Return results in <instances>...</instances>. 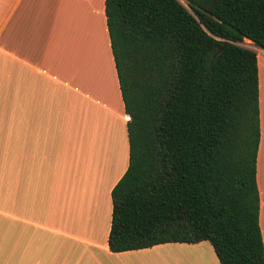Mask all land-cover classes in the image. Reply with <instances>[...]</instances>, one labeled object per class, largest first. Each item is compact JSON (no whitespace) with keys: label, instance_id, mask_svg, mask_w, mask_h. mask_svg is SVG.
I'll list each match as a JSON object with an SVG mask.
<instances>
[{"label":"trees","instance_id":"trees-1","mask_svg":"<svg viewBox=\"0 0 264 264\" xmlns=\"http://www.w3.org/2000/svg\"><path fill=\"white\" fill-rule=\"evenodd\" d=\"M104 0L126 122L110 191L111 253L207 242L264 264L255 159L264 0Z\"/></svg>","mask_w":264,"mask_h":264},{"label":"crops","instance_id":"crops-1","mask_svg":"<svg viewBox=\"0 0 264 264\" xmlns=\"http://www.w3.org/2000/svg\"><path fill=\"white\" fill-rule=\"evenodd\" d=\"M243 41L256 59L264 254V51ZM127 121L104 0H0V264H144L168 248L187 256L171 264H219L205 241L108 250Z\"/></svg>","mask_w":264,"mask_h":264},{"label":"rangeland","instance_id":"rangeland-1","mask_svg":"<svg viewBox=\"0 0 264 264\" xmlns=\"http://www.w3.org/2000/svg\"><path fill=\"white\" fill-rule=\"evenodd\" d=\"M241 45L245 47H249V43L245 41H243ZM185 253L186 252H182L178 250L176 251L175 249L170 250V248L160 249L156 252L147 253L144 256L140 257V259L145 262L144 264H171L173 261H178L181 260L182 258L187 257Z\"/></svg>","mask_w":264,"mask_h":264},{"label":"bare ground","instance_id":"bare-ground-1","mask_svg":"<svg viewBox=\"0 0 264 264\" xmlns=\"http://www.w3.org/2000/svg\"><path fill=\"white\" fill-rule=\"evenodd\" d=\"M167 256H168V254H167ZM170 256H173V255H170ZM171 258V257H170Z\"/></svg>","mask_w":264,"mask_h":264}]
</instances>
